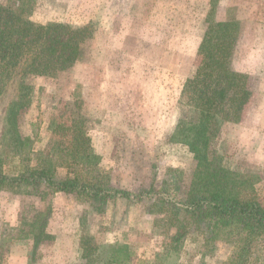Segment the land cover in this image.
Listing matches in <instances>:
<instances>
[{
	"label": "rangeland",
	"instance_id": "1",
	"mask_svg": "<svg viewBox=\"0 0 264 264\" xmlns=\"http://www.w3.org/2000/svg\"><path fill=\"white\" fill-rule=\"evenodd\" d=\"M33 15L87 25L90 37L71 66L25 78L29 103L13 124L5 118L18 97V77L0 83L3 170L13 174L25 156L30 164L49 160L61 177L149 192L105 202L57 193L47 202L0 190L2 264H108L111 247L123 244L132 258L112 264H227L232 238L222 231L211 238L206 222L185 212L197 162L170 136L190 114L181 91L201 63L197 50L208 25L233 21L230 66L246 75L250 96L221 124L212 159L214 167L242 174L244 192L264 204V0H35ZM84 143L89 161L81 155ZM26 205L35 214L50 206V237L36 247L30 237H14ZM245 264H264V234Z\"/></svg>",
	"mask_w": 264,
	"mask_h": 264
},
{
	"label": "trees",
	"instance_id": "2",
	"mask_svg": "<svg viewBox=\"0 0 264 264\" xmlns=\"http://www.w3.org/2000/svg\"><path fill=\"white\" fill-rule=\"evenodd\" d=\"M34 2H0V83L18 77V97L8 106L5 118L12 124L29 103L32 86L25 78L51 76L71 66L79 55L81 43L90 37L87 25L70 27L58 21H36ZM233 24L224 20L208 25L197 50L201 63L193 76L185 80L181 91L190 105V114L178 120L170 140L186 145L197 162L198 170L187 193L185 212L195 221L206 222L211 238H216L221 231L232 238L235 251L227 264H245L253 241L264 234V204L244 192L246 181L242 174L214 167L211 150L221 124L232 120L236 110L250 96L246 75L230 66L235 42ZM19 138L18 135L16 140ZM22 139L21 143L27 142L29 137ZM81 155L88 161L92 158L86 143ZM93 155L97 163L99 156ZM57 168L49 160L30 164L29 158L24 156L18 159L17 170L7 174L0 160V190L34 195L47 202L57 193L105 202L115 197L140 200L144 192H149L144 189L137 193L113 186L107 179L69 173L61 177L57 175ZM49 209L50 206L37 209L38 214L32 205L21 209L20 223L13 229L15 239L30 237L36 247L50 237L45 229ZM181 235L174 237L178 239ZM111 251L108 264L129 262L133 255L125 244L112 246ZM1 252L0 247V264ZM88 253L83 248L82 254Z\"/></svg>",
	"mask_w": 264,
	"mask_h": 264
},
{
	"label": "crops",
	"instance_id": "3",
	"mask_svg": "<svg viewBox=\"0 0 264 264\" xmlns=\"http://www.w3.org/2000/svg\"><path fill=\"white\" fill-rule=\"evenodd\" d=\"M225 20V19H224ZM224 20H219V21H224ZM240 72V71H239Z\"/></svg>",
	"mask_w": 264,
	"mask_h": 264
}]
</instances>
